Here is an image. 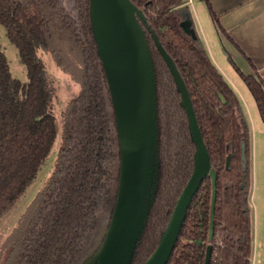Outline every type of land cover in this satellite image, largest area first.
Here are the masks:
<instances>
[{"label":"trees","instance_id":"16d2710c","mask_svg":"<svg viewBox=\"0 0 264 264\" xmlns=\"http://www.w3.org/2000/svg\"><path fill=\"white\" fill-rule=\"evenodd\" d=\"M132 1L142 8L184 78L216 170L210 264H251V131L239 96L196 30L188 32L181 24L187 19L183 13L187 0ZM204 1L218 23L211 3ZM0 24L27 71L25 81L13 76L0 45V217L34 180L57 136L51 110L54 87L38 50H49L58 64L62 53L70 57L74 51L79 56L81 88L65 112L55 170L21 218L2 261L70 264L84 244L101 197L110 192L118 145L108 84L90 31L89 0H0ZM146 38L155 76L159 170L156 196L133 264H142L158 244L191 175L195 151L168 65L148 30ZM233 65L255 98L264 123V82ZM211 194L207 175L192 199L167 264H203Z\"/></svg>","mask_w":264,"mask_h":264},{"label":"water","instance_id":"95a60500","mask_svg":"<svg viewBox=\"0 0 264 264\" xmlns=\"http://www.w3.org/2000/svg\"><path fill=\"white\" fill-rule=\"evenodd\" d=\"M89 19L90 31L108 84L109 102L112 108L114 104L113 110L116 111L113 119L110 109L111 119L117 127L115 173L118 171L117 182L120 183L116 195L114 193V199L118 201L116 200L117 206L110 228L114 237L99 264H133V255L157 192L159 157L155 76L146 38L147 30L168 65L180 93V104L186 112L195 151L191 175L176 199L158 244L142 264H167L192 199L207 175L211 178L212 194L209 243L203 264H210L217 175L211 164L184 78L176 62L150 27L142 8L132 0H89ZM181 24L186 31L194 33L190 21L184 19ZM242 148V164L245 165L244 143ZM227 164L229 165V157ZM100 217L94 216L93 223L89 222V230L84 234V244L70 264L86 261L83 260L85 256L80 253L88 241L86 236L88 237L95 225H99L101 220L97 224L96 221ZM95 254L96 252L87 264H94Z\"/></svg>","mask_w":264,"mask_h":264},{"label":"rangeland","instance_id":"374dc122","mask_svg":"<svg viewBox=\"0 0 264 264\" xmlns=\"http://www.w3.org/2000/svg\"><path fill=\"white\" fill-rule=\"evenodd\" d=\"M187 1L188 9L190 10L191 16L195 22L194 26L196 32L203 39L210 52L212 44L213 46L215 44L218 46L220 45L217 44L219 43V38L214 28L213 21L209 14L206 3L204 0H192L191 2H189V0ZM0 45L7 56L9 68L13 76L18 77L23 81L27 80L26 68L24 64L20 62L17 48L8 39L5 28L2 24H0ZM38 52L44 60L50 82L54 87L51 110L55 116L58 131L52 148L43 161L34 180L20 195L17 201L0 217V264H2L9 243L14 236V231L17 228L21 218L28 210L36 195H38L39 192L45 188L55 170L58 151L62 145V130L65 112L70 101L77 96L81 88L80 81L82 78V69L78 66L79 56L74 53V51H72L70 57H68L66 52L62 53V62L60 64L56 62L49 50L43 48L39 49ZM224 62L228 65L227 58L224 59ZM230 72L231 75L226 73V77L241 96L245 104L248 106V117H250L252 125V131L250 130L251 136L249 160L251 167V206L254 239L251 264H262L263 259H261L262 262H259L258 259L261 258V255L263 257L264 252V250H262L264 247V173L261 171V168L264 167V123L260 116L255 98L253 97L248 86L244 83L236 70L231 68ZM112 106L113 108L111 107V113L114 119V116H116V111L113 110L114 104H112ZM253 149L255 151L257 160V175H255V179L253 178L252 167ZM117 178L118 171L115 173V176L109 183L111 189L110 192L101 197L100 205L95 215V218L101 216L96 221V224L99 223V220L101 221L98 226L94 224L95 228L88 234L89 238L86 236L88 241L80 253L85 256L83 260L85 259L86 261L81 264H87L95 252L96 254L93 263L99 264L111 245L114 234L112 236L110 228L118 201V199H114V193L116 195V191L120 186L119 181L117 182ZM110 214L111 217L109 216ZM95 218L93 217L91 219V224Z\"/></svg>","mask_w":264,"mask_h":264},{"label":"crops","instance_id":"0c3cea01","mask_svg":"<svg viewBox=\"0 0 264 264\" xmlns=\"http://www.w3.org/2000/svg\"><path fill=\"white\" fill-rule=\"evenodd\" d=\"M191 1L189 0V2ZM209 2L218 19V23H215L209 12L219 38V43L217 44L220 45L215 44L213 46L212 44L210 52L205 45L209 55L211 56L212 54L211 58L214 63L225 77L226 73L231 75V68L236 70L233 65L235 64L243 73L259 76L264 82V0H209ZM183 13L185 18H187L186 20L190 21L191 26L195 29V22L188 6ZM225 58L228 60V65L224 62ZM236 72L239 74L237 70ZM236 93L238 94L237 91ZM238 96L252 131L250 117H248V106L239 94ZM252 165L253 178L255 179V175H257V160L254 149ZM261 171L264 173V167L261 168ZM250 204L252 205L251 195ZM262 250H264V247ZM261 259H263L262 264H264V252L263 257L261 255L258 261L262 262Z\"/></svg>","mask_w":264,"mask_h":264}]
</instances>
